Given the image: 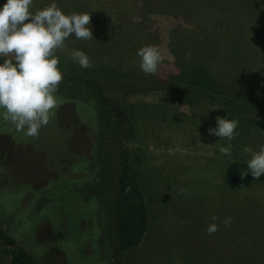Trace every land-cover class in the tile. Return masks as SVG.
<instances>
[{
	"label": "rangeland",
	"instance_id": "1",
	"mask_svg": "<svg viewBox=\"0 0 264 264\" xmlns=\"http://www.w3.org/2000/svg\"><path fill=\"white\" fill-rule=\"evenodd\" d=\"M143 1L34 0L32 10L55 2L65 14L91 16L93 38L70 36L55 53L61 64L81 68L71 52L82 50L91 68L110 67L125 74L166 78L182 74L189 79L195 76L193 69L202 66L213 75L203 80L215 79L218 93L233 90L235 99L254 100L255 114L264 116V0H150L170 14L148 12ZM191 1L199 5L195 10ZM5 2L0 0V6ZM214 6L219 7L211 9ZM146 45L158 46L166 56L154 75L140 69L136 53ZM173 48L178 52L181 48L179 58ZM67 89L83 96L78 99L81 103H59L56 115L50 112L49 123L35 137L18 132L0 111V198L4 207L26 212L23 222L28 227L15 223V234L27 239L38 264L83 263L80 248L90 237L81 229L86 225L84 212L93 217L92 238L104 237L103 232L100 236V217L95 216L97 202L88 207L74 202L76 197L64 192L58 177L72 169L75 151L83 149L84 139L74 134L85 124L96 130L94 114L101 112L105 120L101 108L106 107L96 90L86 91L81 84ZM118 89L111 84L104 94L128 120L123 127L128 126L124 140L127 174L143 193L149 213L142 241L123 252L122 264H263L264 174L257 180L249 172L250 181L247 175L236 181L228 176L227 168L232 162L247 166L251 157L243 151L245 147L258 152L264 146V120L249 119L220 103L193 102L177 92L122 96ZM75 105L79 112L73 116ZM218 116L239 122L233 140L208 134L209 128H216ZM71 120L82 125L72 129ZM110 124L101 127L108 134ZM229 144L231 156L222 155L220 147ZM31 189L43 192L36 204ZM50 191L69 201L50 202L46 196ZM40 203H45L41 211L34 210ZM28 208L34 212L28 213ZM212 216L218 217L219 230L208 235ZM228 217L232 223L226 227L221 221ZM98 250L97 246V254ZM88 253L87 247L83 254ZM13 257V249L0 241V264H14Z\"/></svg>",
	"mask_w": 264,
	"mask_h": 264
},
{
	"label": "clouds",
	"instance_id": "2",
	"mask_svg": "<svg viewBox=\"0 0 264 264\" xmlns=\"http://www.w3.org/2000/svg\"><path fill=\"white\" fill-rule=\"evenodd\" d=\"M33 3L34 0H6L0 6V110L4 121H10L17 131H24L30 137L37 136L39 129L49 123L50 112L58 106L55 93L63 73L58 67L56 50L62 49L70 36L78 40L93 38L89 14H65L55 2L33 11ZM136 54L140 57V69L146 75L156 74L166 60L155 45L143 46ZM71 58L81 68L92 67L82 50L72 51ZM238 126L237 120L218 116L216 128H209L208 134L231 141L238 135L235 132ZM219 151L231 156V144L220 147ZM243 151L251 158L241 177L250 172L258 180L264 174V146L258 152L249 147ZM210 219L212 222L206 228L208 235L219 230L215 222L218 217ZM221 222L230 226L232 218Z\"/></svg>",
	"mask_w": 264,
	"mask_h": 264
},
{
	"label": "trees",
	"instance_id": "3",
	"mask_svg": "<svg viewBox=\"0 0 264 264\" xmlns=\"http://www.w3.org/2000/svg\"><path fill=\"white\" fill-rule=\"evenodd\" d=\"M165 1L166 3H170V1L172 0ZM191 3V7L194 10L196 9V6H199L196 1H191ZM143 7L148 12L166 11V13L170 14L169 9L158 7L154 4L152 5L150 0H144ZM218 7L219 6H214L211 9H217ZM173 52L177 58H179L180 53H182L181 48L179 52L176 48H173ZM58 67L63 73V80L58 85L57 92L55 93L57 99L60 98L61 100L60 102L58 101V104L65 102H72L73 104H76L78 102L77 104H79L80 101L78 99L82 100L83 96L78 94L77 96H75L74 92H70L67 89V87H71V85L81 84L86 91L96 90L97 92L99 89L101 91L107 90V88L112 84L114 85V88L119 87L118 92L122 96L154 90H164L167 93L177 92L186 96L187 98L194 99L193 102L208 100L216 104L220 103L236 109L238 112L245 114L249 119H256L257 121L264 120L263 115H261V117H258V115H256L258 112L255 111L256 104H254V100L247 101L246 99H235V93L233 92V90H230L228 94L218 93L217 88L219 87V85L216 84L217 82L215 81V79H213L212 82L209 79L204 81L203 79L210 78V76L212 77L213 75L208 73V71L205 68H202V66L200 68H198L197 66L196 69H193L195 72V76L191 75L189 79H185L182 74L173 75L167 78L149 77L143 74H125L120 73L114 68L110 67L81 69L79 67L72 68L61 63H59ZM201 72L203 74L199 75L201 74ZM102 84H105V87H103ZM97 94V96H101L99 93ZM61 96L64 97V102L62 101ZM107 98L109 102L113 103L112 98ZM250 104L251 107L249 106ZM52 111L53 115H56V108ZM126 124L128 125V120ZM127 128L125 133H127ZM114 129L112 127V130ZM125 133L121 136L123 139L126 138ZM246 170L247 166L245 163L232 162L227 168V174L233 180L240 181V179H242L241 173L246 172ZM127 173L128 171L126 169L122 180L124 185L121 189V193L117 203V212L119 217L116 224V234L114 235V237H112V241L116 242V244L120 249H122V251H126L132 249L135 246H138L142 241L149 225V213L148 208L144 202V195L140 191V189L132 182ZM246 175L247 177L249 176L248 179L250 181L249 172ZM1 192L2 190H0V193ZM31 192L33 194H31L30 196L33 195V203L36 204L38 201L37 196L39 195V193L43 194V192H41L40 190H36L35 192L32 190ZM64 192H66V189H64ZM46 196L50 202L59 201V198L62 199V201L68 199L65 196H56L54 191H50L48 194H46ZM41 209L42 206H39L37 204V208L34 210L41 211ZM34 210L29 209L28 213L34 212ZM24 214H26V212H21L19 209L13 211L12 207H4L0 198V241L13 249L14 264H38L36 255L28 250V246L26 244L27 239L15 234V223L19 228L23 226L28 227V222H23L25 221V219H23ZM260 261L264 262V259Z\"/></svg>",
	"mask_w": 264,
	"mask_h": 264
},
{
	"label": "flooded vegetation",
	"instance_id": "4",
	"mask_svg": "<svg viewBox=\"0 0 264 264\" xmlns=\"http://www.w3.org/2000/svg\"><path fill=\"white\" fill-rule=\"evenodd\" d=\"M97 93L101 95L98 96L99 100L104 102L103 105L106 107V109L104 107L101 108L102 113L105 114V120L104 118H100L101 112H95L94 115L97 116L96 130L87 124L82 125L78 123V120L76 122L71 120L69 126L72 129L79 127L78 124H81L82 126L80 127H83V129L79 130V133L74 134L75 136L77 135L76 138L80 137L84 139L83 149L80 152L75 151L74 154L76 155L73 158L72 169L69 168L66 171H62L63 173L58 178L62 181V186L66 189V192L76 197L74 202L83 203L86 207L92 201L97 202L96 206H98V209L95 210V216L100 217L99 220L101 222L98 226L100 228V236H102L103 232L104 237L97 240L92 238L89 231L92 227L93 217L89 213L84 212L82 219L85 220L86 225L82 226L81 229L88 236L90 234V237L80 248L81 258L85 257L82 264H122L121 258L124 251L119 248L116 242L112 241V237L116 234V224L119 217L117 203L124 185L122 180L126 170L124 155L125 139L121 136L126 132L123 127L127 122V118L124 113L115 108L113 103L108 101L104 91L99 89ZM74 107L76 112L72 114L73 116L78 115L79 112L76 105ZM109 116L112 119H109ZM107 122L111 123L108 130L109 134L106 132V129L101 128ZM112 127L115 129L112 130ZM88 138L91 139V144ZM68 176L70 178H65ZM58 197H63V195ZM79 197L81 199L78 200ZM59 201H62V199L59 198ZM43 204L45 205V203H40L39 206L43 207ZM97 246L99 254L95 252L97 251ZM87 247L88 249L90 248L91 253L85 255L83 251ZM104 249L108 250V253H104Z\"/></svg>",
	"mask_w": 264,
	"mask_h": 264
},
{
	"label": "crops",
	"instance_id": "5",
	"mask_svg": "<svg viewBox=\"0 0 264 264\" xmlns=\"http://www.w3.org/2000/svg\"><path fill=\"white\" fill-rule=\"evenodd\" d=\"M263 264H264V262H263Z\"/></svg>",
	"mask_w": 264,
	"mask_h": 264
}]
</instances>
